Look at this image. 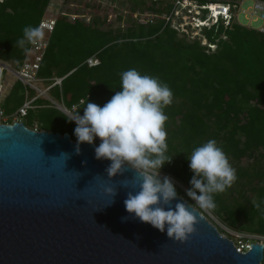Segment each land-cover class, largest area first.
<instances>
[{"label":"trees","instance_id":"1","mask_svg":"<svg viewBox=\"0 0 264 264\" xmlns=\"http://www.w3.org/2000/svg\"><path fill=\"white\" fill-rule=\"evenodd\" d=\"M129 1L131 13L150 12L151 17L138 22L130 15L126 27L114 28L95 18L89 22L71 19L62 8L39 75L64 76L63 100L75 115L83 114L88 101L103 106L120 91L122 71L135 68L142 75L158 77L173 93L171 105L164 109L166 154L173 158L160 173L171 177L178 194L201 209L182 186L191 187L194 173L188 157L192 150L214 139L237 179L224 192L214 194L216 207L208 211L234 230L264 236V30L234 17L240 0ZM189 1L204 11L203 18L208 12L203 5L227 2L232 17L203 26L202 36L190 37L173 26L179 4ZM49 2L6 0L0 4L1 59L20 65L30 44L21 48L16 41L25 26L37 27ZM91 57L98 63L90 65ZM52 90L61 97L60 86ZM5 99L10 111L23 103L24 95L12 103L6 92ZM38 111L43 129L70 132L76 140V124L68 115L54 107ZM25 124L31 127L32 121L27 119ZM95 142L98 146L100 139Z\"/></svg>","mask_w":264,"mask_h":264},{"label":"water","instance_id":"2","mask_svg":"<svg viewBox=\"0 0 264 264\" xmlns=\"http://www.w3.org/2000/svg\"><path fill=\"white\" fill-rule=\"evenodd\" d=\"M76 144L70 132L0 123V264H263L264 243L238 251L179 194L173 207L184 201L198 217L186 241L134 218L124 200L139 191L135 170L109 179L111 161L95 158L96 142L79 155Z\"/></svg>","mask_w":264,"mask_h":264},{"label":"clouds","instance_id":"3","mask_svg":"<svg viewBox=\"0 0 264 264\" xmlns=\"http://www.w3.org/2000/svg\"><path fill=\"white\" fill-rule=\"evenodd\" d=\"M214 3L217 2L202 6L208 9L209 22L205 21L206 17L200 18L205 23L197 24L198 27L219 19L227 22L222 13L213 14L211 5ZM42 38L43 32L39 27L28 25L23 28V36L16 44L25 48ZM120 88L103 106L88 101L82 115L77 112L72 119H68L76 124L75 152L79 155L81 144H92L98 137L100 143L94 149L95 158L111 161L105 169L109 179L117 174L123 175L128 167L135 170L140 178L139 184L132 186V190L139 191L135 194L128 191L124 200L126 211L161 232L166 229L169 238L184 242L196 231L198 217L184 201L176 202L173 207V201L178 196L175 183L168 176L160 177V169L173 158L166 154L165 123L168 117L164 112L173 101L172 90L158 77L142 75L135 68L120 73ZM188 159L194 175L190 180L191 187L186 189L187 196L201 209H214V194L232 186L237 179L236 170L214 139L195 147ZM120 186L129 189V182L122 180ZM105 191L113 197L116 195V189L111 186ZM128 218L121 219L126 221Z\"/></svg>","mask_w":264,"mask_h":264},{"label":"rangeland","instance_id":"4","mask_svg":"<svg viewBox=\"0 0 264 264\" xmlns=\"http://www.w3.org/2000/svg\"><path fill=\"white\" fill-rule=\"evenodd\" d=\"M64 1L65 0H50L47 13L49 14L52 11L58 12L59 10H62V8H65L63 11H65V13L68 14L71 19L78 17L84 19L86 22H89L95 18L101 20L104 23V26L112 25L114 28L118 26L126 27L128 23L131 22V16H133L138 22H146L151 17L150 12L143 13L138 10L135 13H131V3L129 0H68V3H64ZM64 4H66L67 6H64ZM203 15L204 11L200 9V7L196 3L190 1L182 2L179 4L177 10L175 11V17L173 18V26L179 28L180 30H184V32L189 34L190 37L202 36L201 27H198L197 24L201 25L202 22L205 23L204 21H200V18L204 19L202 17ZM233 15L238 21H241L243 24L264 30V9H260L258 7L257 0H240L239 6L234 7ZM205 21L207 23L209 22L207 14ZM203 42H206L205 39ZM45 84L49 85L50 81L45 82ZM45 84H43V86H45ZM6 92L7 94H9L11 102L15 103V101L21 96V94L24 95L25 86L21 83L17 84L15 77L12 76L11 78H9V84L7 85ZM48 93L52 98L56 99L57 101H60V103L62 104L61 98L54 90H50L48 91ZM44 101L50 105V99L44 97ZM5 104L6 99L2 102L1 105L5 108ZM12 109L15 108L13 107ZM35 118L40 121L41 125L43 124V117H40L38 110H35L31 116L26 117L24 120L29 119L32 121ZM70 118L72 119V117ZM160 176L165 177L167 175L160 173ZM178 185L181 186L180 183ZM182 188L186 192L187 188L185 186H182ZM193 205L197 207L195 204ZM201 212L218 227L219 231L223 235L227 236L230 231H237L221 222L208 210L202 209Z\"/></svg>","mask_w":264,"mask_h":264},{"label":"built area","instance_id":"5","mask_svg":"<svg viewBox=\"0 0 264 264\" xmlns=\"http://www.w3.org/2000/svg\"><path fill=\"white\" fill-rule=\"evenodd\" d=\"M5 1L6 0H0V4L4 3ZM257 2L258 7L260 9H264V1L257 0ZM48 6L44 16L37 25V27H39L43 32V38L38 43L29 45L20 65L0 58V123H25L26 120L24 119L29 116L31 111L54 106H56L54 108H58L66 114L73 112V110L69 109L64 104L63 94L61 91V85L64 76L46 78L39 75L41 63L49 46L50 36L56 27L59 15L62 13V11L59 10L60 13L59 11H52L48 14ZM211 7L214 11V15L222 13L227 21L232 15L230 4L225 5L224 3L217 2L212 4ZM88 62L90 65H94L98 63V60H96L94 57H91L88 59ZM12 76L15 77L16 81H20L25 86V92L23 103L17 106V108L9 111L1 104L3 101H5L7 85L9 84V78ZM49 81L50 84L46 85L45 82ZM43 84H45V86H43ZM56 86H60V98L62 100V104L60 101L52 98L48 93V91L52 90ZM44 97H47L51 100L50 105L44 101ZM73 109H76V106H74ZM29 128L34 130H45L41 127L40 121L36 118L32 120V125ZM227 236L234 241L237 250L240 252H246L249 250L253 242L264 243V236L257 234L230 231Z\"/></svg>","mask_w":264,"mask_h":264},{"label":"bare ground","instance_id":"6","mask_svg":"<svg viewBox=\"0 0 264 264\" xmlns=\"http://www.w3.org/2000/svg\"><path fill=\"white\" fill-rule=\"evenodd\" d=\"M71 115L74 117L75 116V114L74 113H71Z\"/></svg>","mask_w":264,"mask_h":264}]
</instances>
